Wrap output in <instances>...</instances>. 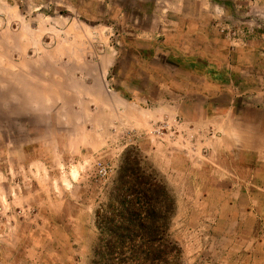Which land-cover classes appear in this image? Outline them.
Wrapping results in <instances>:
<instances>
[{
  "label": "rangeland",
  "instance_id": "obj_1",
  "mask_svg": "<svg viewBox=\"0 0 264 264\" xmlns=\"http://www.w3.org/2000/svg\"><path fill=\"white\" fill-rule=\"evenodd\" d=\"M22 15L32 24L41 15L37 37L19 26ZM45 23L59 29L84 23L95 38L82 49L76 42L66 49L56 44L66 38L58 31L49 44ZM34 38L42 47L6 44ZM103 43L118 57L108 84L148 109L182 104L185 129L177 131L179 116L171 113L169 137L123 133L117 143L83 144L81 151L71 144L65 153L52 145L37 148L35 160L31 149L11 142L16 138L7 142L0 111V264H94L96 212L108 201L126 151L156 170L175 201L168 238L180 250L177 264H264V220L250 213L243 195L235 199L239 206L227 202L249 171L233 158L237 175L223 174L203 150L226 123L248 146L263 132L251 124L264 121V0H0V93L51 49L58 59L71 51L74 58L94 56ZM37 66L44 73L45 63ZM56 68L58 80L71 68L75 81L89 70L76 62ZM231 104L233 116L216 117ZM173 132L182 134V144ZM254 193L258 202L264 199L260 189Z\"/></svg>",
  "mask_w": 264,
  "mask_h": 264
},
{
  "label": "crops",
  "instance_id": "obj_2",
  "mask_svg": "<svg viewBox=\"0 0 264 264\" xmlns=\"http://www.w3.org/2000/svg\"><path fill=\"white\" fill-rule=\"evenodd\" d=\"M22 17L24 23H19V26L25 31L33 32V36L37 37L38 32L43 30L41 15L38 18V24L27 23L26 15ZM61 25L63 27L59 29L57 24L45 23L44 30L51 33L49 44H52L54 39L52 32L60 31L66 35V38L61 41L56 40V44L69 49L72 48L73 42H76L82 49L90 36L94 35L93 30L84 23ZM7 41L9 42V39ZM17 41L18 43L6 44L9 48L42 47L41 40L36 38ZM55 56L51 49L50 55L40 58L39 62L36 59L29 61V64H33V67H29L31 71L19 73L16 79L7 81L0 93L1 127L3 130L8 129V135H5L7 142L11 141L9 138H16L11 142L24 145L25 152L31 149L30 159L36 156L37 148L49 151L52 145H60L58 150L65 153L71 151L69 147L71 144H77L79 151L82 150L83 144L88 143L103 144L101 147H104L105 143L120 141L123 133L151 135L154 131L158 133L161 131L162 135L169 137L165 129L170 126L168 120L171 113L179 116L177 131L180 133L185 129V123L180 124V117H183L182 104L179 103L176 108L162 105L154 110L148 109L139 102L127 99L108 84L109 74L117 63L118 57L111 47L106 48L105 43L99 53L94 56L80 55L74 58L72 51L67 52L65 59H58ZM41 62L45 63L44 73L41 67L37 66V63ZM58 62L85 63L89 70L82 69L81 78L75 81L71 68L69 74L62 72L60 75L62 78L58 80L56 68ZM207 110L209 111V108ZM233 113L234 106L231 104L220 110L216 117L226 118L228 115L233 116ZM251 125L257 127L259 133L263 129L253 146L246 145L242 137L233 136L226 123L225 127L216 130L219 135L211 139L210 142L213 145L210 149L206 146L203 150L208 151V155L216 157L218 162L215 164V169H219L223 174L237 175L233 172L237 167L249 171L250 178L246 182L241 185L234 183L231 192L228 193L227 202L233 207L239 206L237 196L243 195L242 197L247 198L250 213L253 214L255 211V216L260 215L259 218L264 220V199L258 202L254 193L256 189L264 192V181L259 179L260 176H264V121L252 122ZM172 134L182 144V134L179 136L175 132ZM106 135H109L111 139L106 140ZM230 139H234L231 145ZM233 158L237 167L231 164ZM47 159L50 160L44 157L41 161L48 166Z\"/></svg>",
  "mask_w": 264,
  "mask_h": 264
},
{
  "label": "trees",
  "instance_id": "obj_3",
  "mask_svg": "<svg viewBox=\"0 0 264 264\" xmlns=\"http://www.w3.org/2000/svg\"><path fill=\"white\" fill-rule=\"evenodd\" d=\"M175 201L139 153L124 152L108 201L96 212L94 264H177L168 238Z\"/></svg>",
  "mask_w": 264,
  "mask_h": 264
},
{
  "label": "built area",
  "instance_id": "obj_4",
  "mask_svg": "<svg viewBox=\"0 0 264 264\" xmlns=\"http://www.w3.org/2000/svg\"><path fill=\"white\" fill-rule=\"evenodd\" d=\"M101 169H100V171H99V174L101 175V176H103V175H105L106 174V169L104 168V167H100Z\"/></svg>",
  "mask_w": 264,
  "mask_h": 264
}]
</instances>
